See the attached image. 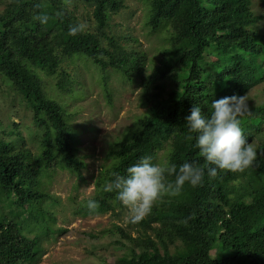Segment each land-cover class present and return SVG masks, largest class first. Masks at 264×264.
<instances>
[{"label": "trees", "instance_id": "obj_1", "mask_svg": "<svg viewBox=\"0 0 264 264\" xmlns=\"http://www.w3.org/2000/svg\"><path fill=\"white\" fill-rule=\"evenodd\" d=\"M146 27L165 31L167 45L150 71L144 51L110 33V21L124 0H2L0 10V87L19 97L31 112L32 154L18 133L0 126V264H37L42 241L55 231L44 207L47 184L56 170L80 176L78 139L65 107L44 90L42 75L58 78L59 91H72L62 65L74 56L100 70L112 69L136 83L145 112L109 152L111 162L94 180L95 213L121 207L115 191H105L112 173L126 174L145 155L165 161L202 164L186 139L184 118L193 105L204 114L211 101L260 89V101L241 117L246 140L257 150L253 165L241 172L205 175L197 187L164 194L149 215L128 221L127 256L101 264H264V31L254 0H140ZM264 9V0H255ZM90 14L92 30L70 35L79 7ZM48 15L45 24L33 16ZM149 71V72H148ZM63 76V77H62ZM15 125V124H13ZM172 179V177H169ZM51 221V222H50ZM131 233H135L132 235ZM26 234H33L29 238ZM123 244L122 242H118Z\"/></svg>", "mask_w": 264, "mask_h": 264}, {"label": "rangeland", "instance_id": "obj_2", "mask_svg": "<svg viewBox=\"0 0 264 264\" xmlns=\"http://www.w3.org/2000/svg\"><path fill=\"white\" fill-rule=\"evenodd\" d=\"M1 1L0 10L3 8ZM124 5L125 8L111 18L110 33L126 39L136 50L144 51L150 71L167 45L166 33L149 31L146 27L147 10L140 0H124ZM252 9L262 16L258 28L264 31V9L255 0ZM77 14L79 22L91 31L93 25L87 10L81 6ZM62 71L67 75L65 78L72 81V91H59L58 78L42 75L44 90L65 107L78 139L77 155L85 166L80 176L56 170L47 181L49 198L44 207L54 220L55 232L47 241H42L43 252L37 264L113 262L128 254L125 241L115 230L120 227L128 231V210L121 205L114 214H87L85 202L95 195L94 180L102 168L109 166V152L113 145L124 139L127 129L134 125L146 107L136 83L123 81L112 69L102 71L84 57L74 56L62 65ZM260 97V89L254 88L247 94V103L255 104ZM0 126L10 132V137L16 133L21 135L30 152L36 154L31 112L4 85L0 87ZM165 159L166 154L158 152L155 162L162 163ZM26 235L33 238V234Z\"/></svg>", "mask_w": 264, "mask_h": 264}, {"label": "clouds", "instance_id": "obj_3", "mask_svg": "<svg viewBox=\"0 0 264 264\" xmlns=\"http://www.w3.org/2000/svg\"><path fill=\"white\" fill-rule=\"evenodd\" d=\"M33 19L45 24L49 17L37 12ZM85 28L82 23L69 26L70 35ZM248 111L246 95L224 96L211 101V111L204 114L199 105H193L184 118L186 139L198 151L203 163L185 160L177 164L170 161L154 162L145 155L126 169L125 175L112 173L113 179L105 191H115L116 199L129 213V220L136 223L149 215L153 206L166 193L178 195L187 184L197 187L205 175L215 178L218 171L241 172L253 165L257 150L242 133L241 117ZM172 177V179H169ZM85 206L90 213L99 207L98 201L88 199Z\"/></svg>", "mask_w": 264, "mask_h": 264}]
</instances>
